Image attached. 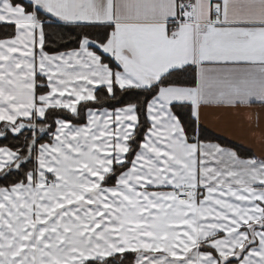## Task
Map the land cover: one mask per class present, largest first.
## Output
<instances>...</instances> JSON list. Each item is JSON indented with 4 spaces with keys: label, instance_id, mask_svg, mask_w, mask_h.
<instances>
[{
    "label": "snow or ice",
    "instance_id": "snow-or-ice-1",
    "mask_svg": "<svg viewBox=\"0 0 264 264\" xmlns=\"http://www.w3.org/2000/svg\"><path fill=\"white\" fill-rule=\"evenodd\" d=\"M253 104L264 0H0V264H264V159L190 135Z\"/></svg>",
    "mask_w": 264,
    "mask_h": 264
},
{
    "label": "crops",
    "instance_id": "crops-1",
    "mask_svg": "<svg viewBox=\"0 0 264 264\" xmlns=\"http://www.w3.org/2000/svg\"><path fill=\"white\" fill-rule=\"evenodd\" d=\"M192 2H195V0H192ZM217 112L220 113L219 118L213 115V113ZM248 114L253 117L251 122L246 119ZM257 114H259L258 125L256 121ZM0 127H2V122H0ZM196 127L197 130L194 136L201 142L219 144L201 139L199 131L204 129L221 139L251 151L252 157L264 159V106L253 104L251 108L240 109L235 112L234 110L202 109L201 118L196 122Z\"/></svg>",
    "mask_w": 264,
    "mask_h": 264
},
{
    "label": "trees",
    "instance_id": "trees-1",
    "mask_svg": "<svg viewBox=\"0 0 264 264\" xmlns=\"http://www.w3.org/2000/svg\"><path fill=\"white\" fill-rule=\"evenodd\" d=\"M46 44H45V50L48 51L49 53H55V52H63V51H68L71 50L73 47H75V45L70 44L68 45V47H64V44L66 43V40L70 39V37H66L65 39L61 38V30L55 26L53 27H47L46 26ZM79 31H86L89 32L92 35L96 34V29H76V32ZM75 33H73L74 36ZM105 62H108V60L106 59ZM110 66H115L114 64H111ZM194 75V73H193ZM98 95L103 96V92H98ZM139 99L142 101L144 99L143 96L139 97ZM114 103L113 101H106L104 102V106H107L108 104ZM175 111H177L178 115L181 117L182 122L184 123H189L191 121V117L189 115L188 109H175ZM141 120H144V117L141 116ZM84 121L82 120H74L73 123H83ZM194 128H195V132L192 133L190 132V135H194L196 133L197 127H196V122L194 124ZM200 134V138L204 139L206 141H210V142H217L225 147H229L231 149H233L234 151L237 152V154L242 157V158H249L252 157L253 154L251 153V151L240 147L236 144H233L229 141H226L224 139H221L220 137L212 134L211 132L204 130V129H200L199 131ZM25 135H27V133H25ZM24 137H20V139L17 140H2L0 139V146H3L5 144L12 146L15 144H19V143H23ZM51 140V136H48L45 138V140L43 142H49ZM3 182H0V184H2ZM126 264H128V262L126 261Z\"/></svg>",
    "mask_w": 264,
    "mask_h": 264
}]
</instances>
